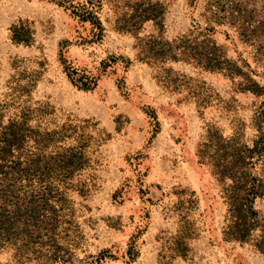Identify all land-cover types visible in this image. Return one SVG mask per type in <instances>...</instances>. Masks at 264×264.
<instances>
[{
  "label": "rangeland",
  "instance_id": "1",
  "mask_svg": "<svg viewBox=\"0 0 264 264\" xmlns=\"http://www.w3.org/2000/svg\"><path fill=\"white\" fill-rule=\"evenodd\" d=\"M86 1L0 0V90L14 74L13 61L25 59L41 77L35 100L53 105L58 122L70 118L96 124L93 165L84 173L96 186L85 198L72 194L75 214L69 227L74 229L66 234L75 243L67 241L65 248L81 260L76 264H97L100 258L104 264H264L254 242L240 243L225 233L229 205L247 196L249 173L260 176L259 165L252 168L247 158L256 140L254 104L260 100L240 92L239 79L172 63L175 71L214 91L211 105L200 109L186 91L175 93L159 83L154 71L136 59L134 47L138 37L173 40L200 26L213 28L226 58L254 71L252 77L263 86L264 63L256 61L252 46L239 39L235 28L217 22L216 0H99L95 10L105 31L92 43L86 41L94 34L90 24L65 6ZM258 2L264 7V0ZM146 9L158 15L159 25L141 20ZM20 20L35 30L30 45L12 41L10 29ZM70 63L100 76L97 87L75 86L68 77ZM103 63L111 67L103 71ZM193 191L198 206H185L191 207L197 235L188 241L186 257L173 258L177 247L170 238L178 231L180 202L193 197ZM248 205L260 219L252 236L256 241L264 227V204L258 198ZM134 238L139 256L131 260ZM0 264L39 263H20L4 252Z\"/></svg>",
  "mask_w": 264,
  "mask_h": 264
},
{
  "label": "trees",
  "instance_id": "2",
  "mask_svg": "<svg viewBox=\"0 0 264 264\" xmlns=\"http://www.w3.org/2000/svg\"><path fill=\"white\" fill-rule=\"evenodd\" d=\"M215 2L213 8L217 22L235 28L239 39L252 46L256 61L264 63V47L259 34L260 26L264 28V7L259 8L258 0ZM65 6L81 22L90 24L94 34L87 42L103 38L105 28L95 10L100 6L99 0ZM142 16L143 22L161 23L158 15L149 13L148 9L141 12V20ZM212 29L197 26L191 33L173 40L163 36L138 37L134 47L136 59L147 64L165 88L175 93L186 91L200 109L211 105L214 91L205 83L175 71L172 63H187L239 79L240 92L251 93L260 100L254 104L255 114L251 121L256 140L254 147L248 148L247 156L252 168L259 165L260 176L249 173L245 185L247 196L229 205L225 233L228 239L240 243L254 242L256 249L264 254V227L260 237L253 240L260 219H256L258 212L247 209L248 202L253 203L258 198L264 204V86L252 77L254 71H247L226 58L213 38ZM10 31L15 44H32L35 30L29 21L20 20ZM26 61H13L14 74L0 90V254L11 252L14 260L20 263L76 264L81 260L65 248L67 241L74 244L75 240H68L66 231L74 229L69 227V219L75 214L72 194L85 198L96 186L92 181L94 178L84 176L93 165L92 148L98 141L96 124L70 118L58 122L53 105L35 100L34 93L41 77L36 70L29 69ZM116 61L114 59L113 63ZM126 62L127 65L132 63L130 59ZM109 67L110 63H103L102 70ZM67 72L71 82L86 91L94 90L100 79V76L80 71L71 63L67 65ZM152 117L158 121L156 115ZM191 195L193 197L187 201L180 202L182 210L178 231L170 238L177 247L173 258L186 257L188 241L197 235L188 210L192 204L197 207L199 202L194 191ZM186 202L191 207H186ZM128 255L131 260L139 256L135 238ZM159 256L162 262L165 256ZM104 260L100 258L96 262L104 264Z\"/></svg>",
  "mask_w": 264,
  "mask_h": 264
}]
</instances>
